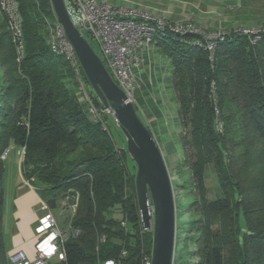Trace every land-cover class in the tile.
<instances>
[{"label":"trees","instance_id":"16d2710c","mask_svg":"<svg viewBox=\"0 0 264 264\" xmlns=\"http://www.w3.org/2000/svg\"><path fill=\"white\" fill-rule=\"evenodd\" d=\"M16 1L25 47L20 63L0 12V264H9L1 235V157L12 145L25 151L22 175L50 210L79 195L71 225L82 233L64 244L65 264H141L153 233L142 227L127 149L90 120L79 94L68 88L76 84L74 70L46 41V19L55 20L51 1ZM226 33L213 56L189 44L195 35L156 34L154 47L172 66L168 88L178 106L176 123L184 129V164L195 193L179 205L195 211L183 224L177 218V261L187 254L196 264H264V28L256 43L255 35ZM93 100L103 106L94 92ZM210 170L218 182L214 198Z\"/></svg>","mask_w":264,"mask_h":264},{"label":"built area","instance_id":"2783aa9c","mask_svg":"<svg viewBox=\"0 0 264 264\" xmlns=\"http://www.w3.org/2000/svg\"><path fill=\"white\" fill-rule=\"evenodd\" d=\"M69 15L77 29L88 41L99 46L101 60L117 86L126 94L128 101L136 106L135 93L141 87V77L146 55L156 44L157 32L171 33L181 36L192 34L196 39L189 44L207 50L211 56L218 43L223 42L227 33H205L190 24L170 22L165 17L153 16L149 13L138 14L118 8L108 2L100 0H65ZM0 12L7 21L8 31L11 33L16 46L18 62L25 55L23 21L19 4L16 0H0ZM46 19V41L52 52L66 58L74 70L76 83L79 85V98L86 107V113L94 123L101 124L105 130L109 129V117L113 116L111 109L99 108L93 100V89L85 81L84 72L68 41L63 28L57 21ZM262 30V29H261ZM260 31L249 29L237 30L242 35H255L256 43ZM219 111L216 109V115ZM216 129L223 132V124L217 121ZM9 151L1 157L5 161ZM23 156L25 151L22 150ZM73 201V202H72ZM79 202V195L66 197L63 206L70 207L75 215ZM125 226V224H123ZM38 241L34 246L36 257L30 260L24 253L19 252L10 257L12 264H65L67 262L64 244L70 239L78 238L82 231L70 224L66 230L58 228L57 220L51 211L39 219L35 229ZM105 236H101L99 243H104ZM126 252L121 253V258ZM177 249L173 264H177ZM98 264H122L120 259L99 261ZM141 264H152V255L143 258Z\"/></svg>","mask_w":264,"mask_h":264},{"label":"rangeland","instance_id":"374dc122","mask_svg":"<svg viewBox=\"0 0 264 264\" xmlns=\"http://www.w3.org/2000/svg\"><path fill=\"white\" fill-rule=\"evenodd\" d=\"M115 4H120L121 0H113ZM154 1L155 7L150 8L158 11V17H165L170 22H178L182 24H190L205 33H223L230 31H237L240 29H249L252 31H260L264 28V0H151ZM112 2V1H111ZM150 14V13H149ZM1 19V16H0ZM90 46L101 59V52L99 46L89 41ZM145 65V66H144ZM143 73L146 71L151 74L155 82L154 92L158 94V98L154 103L162 105V110L166 116V111L170 110L169 119L163 121L161 128L157 131L163 134V137H157L159 146L162 149L165 163L170 173L172 184L174 186L175 198L177 209V218L179 224H183L189 220L195 209L189 210L179 208L183 200H187L194 196L193 189L191 188V179L189 173L185 169V149L182 145L183 128L176 124L175 113L178 114L177 104L173 99V91L168 88L169 77L171 74L172 66L168 58L163 56L156 47L151 48L146 55V63L144 62L141 67ZM142 73V75H143ZM150 76V75H148ZM68 88L76 91L79 94V85L74 82H69ZM4 86L3 71L0 68V101L3 99L4 93L1 91ZM156 94V95H157ZM157 97V96H156ZM83 110H86L84 103ZM80 104V105H81ZM168 115V114H167ZM109 131L115 144L119 148L127 149V142L122 130L118 127L116 120L113 116L109 117ZM157 122L153 125H156ZM166 131L170 135H166ZM155 137V136H154ZM7 160L5 164L4 174V190L5 184L7 189L5 191V216L2 226L5 232L11 233V228L14 227V193L15 185L20 180L22 175L23 152L17 146H11L8 149ZM127 167L132 174H136L137 168L134 161L129 156L126 161ZM185 184L186 189H181L179 186ZM207 185L209 187L210 198H214L217 193V178L216 174L210 170ZM17 186V185H16ZM22 189V188H21ZM64 199H60L56 209L52 212L61 229H68L72 214L69 210L70 207L63 206ZM152 233V231H149ZM181 235V234H180ZM178 240V239H177ZM180 251V250H179ZM178 251V253H179ZM178 257V256H177ZM177 264H196V259L185 254L181 257Z\"/></svg>","mask_w":264,"mask_h":264},{"label":"water","instance_id":"95a60500","mask_svg":"<svg viewBox=\"0 0 264 264\" xmlns=\"http://www.w3.org/2000/svg\"><path fill=\"white\" fill-rule=\"evenodd\" d=\"M57 21L71 43L82 70L100 103L112 110L125 135L127 152L137 172L136 193L142 227L152 231V264H173L177 249V205L162 150L134 104L113 81L100 57L77 29L65 0H50Z\"/></svg>","mask_w":264,"mask_h":264},{"label":"crops","instance_id":"0c3cea01","mask_svg":"<svg viewBox=\"0 0 264 264\" xmlns=\"http://www.w3.org/2000/svg\"><path fill=\"white\" fill-rule=\"evenodd\" d=\"M100 1L108 2L126 11H132L138 14L136 16L137 19H140L141 13H150L153 16H158L157 13L158 11L154 9L153 10L150 9L155 7L154 1L151 0H121L120 4H115L113 0H100ZM145 63H146V59H145ZM141 78H142L141 87L135 93L137 112L141 117L142 121L151 130L155 138L156 139L157 137L162 138L163 134L157 131V129L161 128V126L163 125V121L165 119H168V121L170 119L171 121L172 118L169 115L170 110H168V112L166 111V116H165L164 115L165 113L162 110V105L158 106L154 103V101H156V99L159 96L157 93L154 92L155 82L151 74H148L145 71ZM176 118H177V114L175 113L174 119ZM155 121L157 122V124L153 125ZM166 132H167L166 135L169 136L170 132L169 131ZM19 178L20 180L18 181V183H16L17 186L15 185L14 187L15 188L14 200H13L14 211L12 213L14 217V227L13 230L11 228L10 234L8 233V231L5 232L3 228L4 226H2L4 221V216L6 213L5 212L6 196L4 198V205L2 212L3 217L1 223V235L3 242V251L8 259L9 264H12L10 262V257L19 252L24 253L30 260L35 259L36 253L34 250V246L38 241V236L35 232V229L38 225L39 219L43 217L48 211L52 212V210H50L46 205V203L41 199L36 189L32 187L29 184V182H27L24 179L23 175H21V177ZM6 189L7 186L5 184V191ZM69 211L71 212L73 218L74 216L73 211L72 210ZM58 228L61 229L59 224H58ZM61 230H65V229H61Z\"/></svg>","mask_w":264,"mask_h":264}]
</instances>
